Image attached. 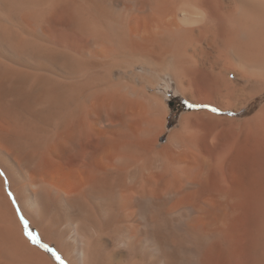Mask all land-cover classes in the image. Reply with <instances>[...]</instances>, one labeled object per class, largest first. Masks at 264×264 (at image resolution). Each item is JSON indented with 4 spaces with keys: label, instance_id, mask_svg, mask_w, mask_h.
I'll return each instance as SVG.
<instances>
[{
    "label": "bare ground",
    "instance_id": "1",
    "mask_svg": "<svg viewBox=\"0 0 264 264\" xmlns=\"http://www.w3.org/2000/svg\"><path fill=\"white\" fill-rule=\"evenodd\" d=\"M46 243L264 264V0H0V264H62Z\"/></svg>",
    "mask_w": 264,
    "mask_h": 264
},
{
    "label": "rangeland",
    "instance_id": "2",
    "mask_svg": "<svg viewBox=\"0 0 264 264\" xmlns=\"http://www.w3.org/2000/svg\"><path fill=\"white\" fill-rule=\"evenodd\" d=\"M156 90L161 96H163V100L169 108L168 120L171 121L172 123H175L177 121L178 116L181 112L190 110L194 106V104H192L191 101L185 99L178 92L175 85L173 84V81L170 78H166V76L160 80V83L158 84ZM185 102H187L188 105ZM258 105H259V101L255 100L250 106H248L247 113L250 114L249 112L254 111ZM186 106L188 107L186 108ZM27 228L31 236H33L36 241H39V237H37L36 229L30 226H27ZM46 246H47V250L50 249L52 251L57 252L58 257L61 260L62 264H67L65 261L61 259L60 253L55 249L52 243H46Z\"/></svg>",
    "mask_w": 264,
    "mask_h": 264
},
{
    "label": "trees",
    "instance_id": "3",
    "mask_svg": "<svg viewBox=\"0 0 264 264\" xmlns=\"http://www.w3.org/2000/svg\"><path fill=\"white\" fill-rule=\"evenodd\" d=\"M186 104H187V102H185ZM188 105V104H187ZM188 106H186V108H187ZM27 232H28V228H27ZM29 233V232H28ZM30 234V233H29ZM31 235V234H30ZM32 238H34L33 236H32ZM36 241V240H35ZM43 246V248L46 250V251H48L50 254H52L54 257H56V259H57V257H58V254H57V252L56 251H52V250H50V249H48L47 250V246L46 245H42Z\"/></svg>",
    "mask_w": 264,
    "mask_h": 264
}]
</instances>
